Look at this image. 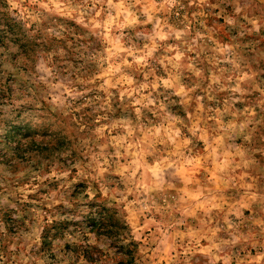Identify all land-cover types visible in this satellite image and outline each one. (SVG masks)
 <instances>
[{
    "label": "clouds",
    "instance_id": "1",
    "mask_svg": "<svg viewBox=\"0 0 264 264\" xmlns=\"http://www.w3.org/2000/svg\"><path fill=\"white\" fill-rule=\"evenodd\" d=\"M0 264H264V0H0Z\"/></svg>",
    "mask_w": 264,
    "mask_h": 264
}]
</instances>
